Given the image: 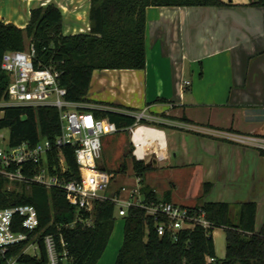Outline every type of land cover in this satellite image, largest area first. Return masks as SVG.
Returning a JSON list of instances; mask_svg holds the SVG:
<instances>
[{"label": "crops", "instance_id": "0c3cea01", "mask_svg": "<svg viewBox=\"0 0 264 264\" xmlns=\"http://www.w3.org/2000/svg\"><path fill=\"white\" fill-rule=\"evenodd\" d=\"M70 1L73 7L67 18L71 25H63V31L86 30L89 0ZM249 2L146 9L145 68L94 71L86 98L118 106L99 95L112 80L126 93H138L140 111L162 127L132 130V155L144 161L153 155V163L146 162L151 169L165 163L197 170L202 185L197 203L186 205L183 199L178 205L226 203L236 217L240 204L254 203L257 231L264 222V145L227 138L232 135L264 143L263 10H254ZM58 8L63 17L65 8ZM233 8L241 14L226 12ZM204 184L210 187L203 195ZM146 187L157 200L177 204L170 191L158 193ZM192 198L196 200V195ZM121 242V226L113 227L96 264H114Z\"/></svg>", "mask_w": 264, "mask_h": 264}, {"label": "trees", "instance_id": "16d2710c", "mask_svg": "<svg viewBox=\"0 0 264 264\" xmlns=\"http://www.w3.org/2000/svg\"><path fill=\"white\" fill-rule=\"evenodd\" d=\"M223 5L220 0H89V31L66 35L61 11L53 3H48L29 11L24 28L0 22V62L4 52L32 50L34 68H50L60 73L58 83L65 89L67 101L101 105L86 98L94 71H140L145 68L146 9ZM248 5L263 10L264 27V0H253ZM7 84L8 77L0 69V101L5 98ZM121 109L125 112L94 108L79 110L90 111L96 118L106 119L119 130L133 127L135 118L128 112L134 110ZM159 127L162 126L157 125ZM3 130L8 132L10 147L23 142L34 146L43 139L53 142L60 134L58 113L51 107H7L0 118V131ZM60 154L68 179L65 181H71L78 174L73 149L68 145L62 146ZM46 156L48 169L52 172L51 168L58 164V151L53 148ZM130 157L132 173L141 184L151 167L144 160ZM125 169V163H122L118 172L124 173ZM209 187L208 184L203 185V195ZM141 192L147 201L157 200L146 186L141 188ZM23 204L36 210L38 227L32 237L38 239L40 254L38 257L20 256L18 264H47L41 239L50 234L62 237L68 257L65 264H96L114 226L115 207L110 201H94L90 215L84 214V217L91 218L89 227L75 224L73 228L57 229L72 221L76 214L61 190H47L30 184L27 190L7 192L0 180V208ZM193 209L204 212L205 218L212 224L211 229L207 233L198 227L182 230L178 232L176 240L167 235L156 236L152 221L143 210L129 209L122 217V242L114 264H207V258H213V264H264V222L255 231L254 203L240 204L236 217L226 203H202ZM216 228L224 232L222 259H215L214 254L211 232ZM23 247L13 248L9 255L16 256ZM0 264H4L3 259H0Z\"/></svg>", "mask_w": 264, "mask_h": 264}, {"label": "built area", "instance_id": "2783aa9c", "mask_svg": "<svg viewBox=\"0 0 264 264\" xmlns=\"http://www.w3.org/2000/svg\"><path fill=\"white\" fill-rule=\"evenodd\" d=\"M44 3H41V6ZM0 22L4 23L1 19ZM5 24V23H4ZM86 31L89 27L86 26ZM33 51H7L1 56L0 69L7 75L8 84L5 98L0 101V112L7 107H51L59 117L60 134L50 142L40 140L34 146L23 142L16 147L8 145V136L0 131V180L4 190L20 192L27 190L30 184L63 192L68 205L75 208L74 219L58 226L73 228L75 224L83 227L91 225V218L84 217L92 211L95 200H108L117 210L119 217H124L131 208L143 210L153 224L156 236H169L176 240L178 232L192 230L194 227L207 231L212 224L205 218L202 210L185 207L163 200L147 201L141 192L139 180L136 178L134 187H121L113 196L100 195L101 188L108 183L105 170L98 165L101 154V137L120 131L113 123L104 118H96L90 108L84 104L71 103L65 99L66 91L59 86L60 73L50 68H34L32 65ZM187 85V83H184ZM92 109V108H91ZM105 110L102 107H94ZM1 115V117H2ZM135 127L146 116L144 112L133 116ZM132 127L129 128L131 130ZM237 143L252 142L264 145L263 142L237 136H227ZM73 149L77 166V177L65 181L64 160L60 154L62 146ZM53 148L58 151V164L48 169L47 153ZM38 227L36 210L30 205H12L0 208V259L5 264H18L17 259L26 255L39 256V242L33 232ZM47 264H65L68 260L65 244L59 234L45 235L41 239ZM17 246H24L16 255H9ZM31 249V253L28 252ZM213 258L206 263L212 264Z\"/></svg>", "mask_w": 264, "mask_h": 264}, {"label": "rangeland", "instance_id": "374dc122", "mask_svg": "<svg viewBox=\"0 0 264 264\" xmlns=\"http://www.w3.org/2000/svg\"><path fill=\"white\" fill-rule=\"evenodd\" d=\"M225 3L229 1L236 4L247 3L249 0H221ZM253 1V0H250ZM70 0H0V19L3 22H8L13 26H20L24 22L28 21V11L32 8L41 6V3L44 5L48 3H53L57 7H64L65 11L63 12V25H71V21L67 16L71 14L73 4L70 3ZM43 6V5H42ZM239 8V7H238ZM254 10L261 12L259 7H253ZM60 10V9H59ZM61 11V10H60ZM79 11V10H78ZM62 12V11H61ZM229 14H241V11H238L237 8L226 11ZM64 28V27H63ZM65 30V28H64ZM87 31L76 30L75 33H86ZM64 34H69L65 33ZM28 46H26L27 48ZM25 48V50H26ZM98 88V87H97ZM104 90L99 94L100 96H106V101H111L112 103H117L118 106L114 105H103L100 107L105 108L112 112H121L122 108H136L138 111L128 112L129 115L135 116L144 111H140L143 107L141 105V99L138 98V93L136 92H125L120 89L119 84L116 80H112L110 84L104 86ZM94 93L97 92L96 85H93ZM95 97V95L92 94ZM113 98V99H112ZM90 108L97 107L99 105H94L91 103L86 104ZM2 113L0 112V118ZM144 115L146 118L142 121L143 123H138L135 127H132L131 130H134L137 126H145L156 128L157 125L153 122V119L148 117L147 114ZM147 124V125H146ZM4 136H8L6 130L1 131ZM132 132L128 129L120 130L116 133H113L108 136L101 137V154L98 161L99 167H104L106 169L107 176L109 178L108 183L101 188L100 195L104 196H113L118 193L121 187L131 188L135 185V177L132 173L131 167V157L133 156V145L131 141ZM258 144V143H256ZM264 144V143H263ZM134 157V156H133ZM135 158V157H134ZM136 159V158H135ZM137 160V159H136ZM153 155L145 158V162L153 163ZM125 163L126 169L124 173H119V166ZM191 167H169L165 163L157 165L155 169L148 171L140 184L141 188L143 186L149 185V187L155 189L158 193L163 191H170L172 195V200L175 203H181V200L186 199V205L196 204L199 196L201 195L202 185L199 184L195 172L197 170H191ZM148 187V186H147ZM149 189V188H148ZM198 194V195H197ZM196 195V200H193V196ZM196 201V203H195ZM183 203V201H182ZM233 212V211H232ZM122 229L123 220L122 217L118 216L117 210L114 211V228ZM113 231V230H112ZM211 237L214 243V253L215 257L220 259L224 255V232L220 228L213 229L211 232ZM28 252L31 253V249H28ZM5 264V263H4Z\"/></svg>", "mask_w": 264, "mask_h": 264}, {"label": "bare ground", "instance_id": "6f19581e", "mask_svg": "<svg viewBox=\"0 0 264 264\" xmlns=\"http://www.w3.org/2000/svg\"><path fill=\"white\" fill-rule=\"evenodd\" d=\"M136 147V146H135Z\"/></svg>", "mask_w": 264, "mask_h": 264}]
</instances>
